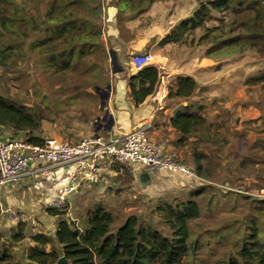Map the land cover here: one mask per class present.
Masks as SVG:
<instances>
[{
	"label": "rangeland",
	"instance_id": "obj_1",
	"mask_svg": "<svg viewBox=\"0 0 264 264\" xmlns=\"http://www.w3.org/2000/svg\"><path fill=\"white\" fill-rule=\"evenodd\" d=\"M160 1L162 0L156 2ZM201 1L206 0H168L159 3L152 11L134 19V24L147 27L165 21L179 23L192 16ZM107 2V0L105 3L102 2L99 13V21L105 32L108 27V15L105 11L109 3ZM18 8L30 12L36 18H42L47 2L0 0V19L4 21L5 17L15 18L13 9L19 10ZM127 18H129L127 15L123 18L122 25H125ZM7 22L11 23L13 28L0 27V46L20 45L22 52L0 65V95L25 104L41 115L43 118L41 126L34 133L43 138L55 131L72 136V131L88 123L92 130L95 129L97 119L104 115V111L100 109L101 99L96 89L104 90L106 86L105 80L111 69L108 57L98 51L90 58L79 60L71 72L53 74L43 66L44 58L39 52L30 51L31 43L43 36L42 28L33 31L15 20ZM245 23L249 28V16L245 14L213 13V19L206 25V29L195 31L193 35L187 36L184 43L165 52L174 57L173 65H181L183 72L186 70L184 67H191L196 57L204 56L209 49L216 50L219 57L215 59H232V71L227 73L232 76L229 80L231 82L225 83L227 91H224L229 94L227 100L222 105L209 100L206 106L211 110L208 115L216 127L220 124L214 117V111L221 107L220 111L223 112L221 131L217 134L215 126L213 127L218 137L211 129L213 137L210 140L205 138L204 134L194 147L191 145L183 151V158L176 155L190 166L188 159L192 161L194 151L202 153L206 158V165L211 168L209 182L205 180L195 182L183 178L182 175L174 176L173 173L162 172L163 179L167 183L172 182V186L153 187L155 195L149 190H144L148 186L140 188L135 183V173L114 164L113 167L120 174L115 181L120 182L107 193H102L99 188V185L105 183L102 177H99L97 182L90 183L93 187L89 189L85 188L86 185L81 186L77 192L70 195L71 203L58 210L63 213L61 217L83 229L87 213L100 204L112 215V232H116L130 217L137 216L143 223H150L163 233H169L161 220L159 207L193 198L198 201L201 214L199 218L189 223L190 251L182 264H228L230 259L243 261L239 251L244 236L249 233L251 226L256 225L261 230L264 227V42L260 49L245 48L229 57L221 56V52L216 48L218 46L213 45L219 43L221 39L229 38L230 35L248 31L249 29L242 26ZM207 29H211L209 32L211 36L201 42L200 38ZM231 29L235 31L230 33ZM103 40L106 44L107 41ZM93 64L95 66H92ZM212 75L206 73L203 79H212ZM244 77H249L247 89L243 85ZM202 89L204 92L210 91L206 86ZM242 118L244 122L239 128L238 120ZM0 132L7 133L6 138H26L25 133L13 134L8 127H0ZM100 179L102 183L99 182ZM181 180H185V183ZM200 187L205 188L203 195L193 196V191ZM4 189L13 190L9 186ZM33 192H37L36 189ZM31 193L28 190L26 194L30 196ZM1 196L5 194L2 193ZM49 207L45 202L41 210L26 221V237L30 242L38 231L48 232L47 226L51 227L54 224L47 212ZM0 209L2 212V199ZM39 213L47 215L46 219L39 217ZM55 225L57 226L56 222ZM33 227H38V231L33 230ZM21 257L23 256L18 251L15 258L23 264L25 259ZM97 261L99 263L98 259Z\"/></svg>",
	"mask_w": 264,
	"mask_h": 264
},
{
	"label": "trees",
	"instance_id": "obj_2",
	"mask_svg": "<svg viewBox=\"0 0 264 264\" xmlns=\"http://www.w3.org/2000/svg\"><path fill=\"white\" fill-rule=\"evenodd\" d=\"M45 1L47 8L42 18H36L26 10L13 9L15 18L5 17L4 21L0 19V27L13 28L7 20H15L33 31L42 28L43 36L31 43L30 51H38L44 58L43 66L53 74L71 72L79 60L90 58L98 51L108 57L103 28L99 21L103 0ZM156 1L110 0L108 4L119 8L120 19L124 12L141 13ZM225 12L248 15L249 28L246 23L242 26L249 30L214 43L213 46H218L216 48L221 56L229 57L245 48L255 49L263 44L264 0H206L200 2L192 16L174 26L161 40L160 45L184 43L187 36L207 28L206 25L213 19V13ZM233 31L235 30L231 29L230 33ZM209 32L211 29H207L200 38L201 42L211 36ZM213 40L215 41V37ZM21 52L20 45L0 46V65ZM205 56L219 57L215 49L206 51ZM159 80L160 71L152 65L132 75L129 83L137 102L142 103L151 95ZM196 90L197 82L192 76H179L177 87L170 94L184 99L192 97ZM203 110L202 105H196L194 110L192 105H187L175 113L172 124L181 135L178 145H186L192 135L206 127L208 121L200 114ZM42 120V116L33 108L0 95V127L10 128L13 134L23 132L30 142L39 144L44 139L35 136L34 132L40 128ZM203 158L202 153L195 152V171L199 177L207 179ZM204 191L205 188L200 187L192 195L200 197ZM47 210L51 216L60 217L56 232L54 235H33V245L23 257V264H59L62 257L67 261L64 264H182L190 251L189 223L201 214L198 201L191 198L159 207L161 220L169 233H163L150 223H143L137 216L130 217L116 232H112V215L100 204L87 213L83 229L61 217L63 213L58 209L49 207ZM26 227V222L20 223L8 231L7 240L0 237V264H21L16 260L13 249L27 238ZM239 253L243 261L230 259L228 264H264V227L263 230L256 225L250 227L249 233L243 238Z\"/></svg>",
	"mask_w": 264,
	"mask_h": 264
},
{
	"label": "crops",
	"instance_id": "obj_3",
	"mask_svg": "<svg viewBox=\"0 0 264 264\" xmlns=\"http://www.w3.org/2000/svg\"><path fill=\"white\" fill-rule=\"evenodd\" d=\"M107 1L109 2L110 0ZM167 1L168 0H162L159 3ZM103 2L105 3V0H103ZM159 3H153L151 7L149 6L141 13L126 11L124 14H122L120 19L118 7L107 4L105 8V11L108 15V27L106 29L107 32L103 31V39L107 41L105 45H107L106 50L108 53V64L109 68L111 69L107 75V79L105 80L106 86L104 90L109 86L111 87L110 97L106 104V110L109 111V120L112 119L113 122L104 123L103 128H101L99 132H97V125L96 128L92 130L90 128V123H88L87 125H83V127L79 128L78 130L72 131V136H67L65 133L63 135V132L61 131H55L52 135L44 138L41 135L34 133L35 136H38L42 139L54 138L65 140L64 138H66V140L76 143L83 138L91 137L97 133L101 135H109V133H124L144 125H150L149 133L151 137L155 140L166 141L167 150L182 158L184 157L183 151H186V148L191 145L194 147L197 141L200 140L204 134H206L205 138L209 140L213 137L211 129L213 130L215 125H213L212 122L214 121H212L211 117L208 115L209 111L211 110L206 106L209 100H212V103L214 102L218 105H222L227 100V95L229 94L224 91H227V84L225 83L229 82V80H231L230 78L232 77L230 74H227L229 71H232V59L229 58L218 60L215 59V57L209 58L205 55L197 56L191 67L186 68L182 66L184 69H186L184 72L183 68H180L181 65H173L174 57H171L170 54H166L165 52H167V50L171 51L173 48L177 47L178 44H167L162 46L160 45V42L178 23L165 21L151 24L147 27L134 24V19L142 17L144 14L152 11V9H154L155 6H158ZM126 15L129 18H127V20L125 19V25H122L123 18ZM144 52H150L153 55L154 60L150 65L159 69L160 80L155 91L142 103H139L131 93L129 79L132 75L136 74L137 71L132 69L130 58L133 54ZM111 56H115L118 68L120 69V71L117 73L113 71ZM206 73L213 74L211 76L212 79H203ZM179 76H192L196 80L197 90L192 97L183 99L170 94L171 91L176 89L177 79ZM248 80L249 77H244L243 79V85L246 87V89L249 87ZM230 82L228 84H230ZM205 86L208 87L207 90L210 91L204 92V89L202 88ZM187 105H192L193 110L196 109V105H202L204 110L200 112V114L207 119L208 124L202 130H200L201 132L198 131L192 135L186 145H178L177 142L181 135L173 126L172 118L179 109ZM218 109L219 110L214 111V117L218 120V124H220L217 125V127L215 126L217 134L221 131L220 126L223 122V112L220 111L221 107ZM224 112H226L225 109ZM238 122L240 126L239 128H241L244 122L243 118L239 119ZM242 129H244V127ZM213 132L215 136L218 137L215 133V130H213ZM6 134L7 133L0 132V138L7 139ZM194 154L195 151L193 155ZM203 159L204 170L206 171V175L208 177L207 179L202 177V179L209 182V170H211V168L206 165V158L204 157ZM188 160L191 164L190 166L196 169L194 158H192V161L190 158ZM36 168V164L31 165L30 174L24 178L19 186L13 187L7 185L0 187V199L3 201V208L9 207L23 212L27 216V220H30L31 217H33V214H37L38 211L41 210L42 204L45 202L46 204H49L55 199L58 190L62 186L69 184L70 176L75 169L74 166L54 167L44 169L39 173L34 172L33 169ZM140 169V167L137 168V171ZM97 172L98 180L99 177H102V179L105 180V183H102L101 179L99 181L102 183L99 185L100 191L102 193L109 192L113 186L120 182L115 181L120 176V174L118 170L113 167V165L108 163H99ZM163 175L164 173L162 172L151 175L152 184L148 185V187L144 190H149L151 194L156 195L155 189H153V187L158 188V185H163V187L172 186V182L169 181L167 183V181L163 179ZM172 175L179 176L180 174L173 173ZM135 178V183L138 184L136 173ZM181 181L185 183V180ZM85 185V188L88 189L93 187V185H90V183H84L82 186ZM8 186L13 190L4 189ZM34 189H36L37 192L34 193ZM28 190L32 192L30 196H27L26 194ZM2 193H4L5 196H1ZM69 203H71L70 199ZM40 214L41 213H39V215ZM46 216L47 215L42 214L39 217L45 220ZM49 216L54 224L51 227L47 226L48 232L44 233L54 235L57 227L55 222L58 223L59 218L53 217L51 215ZM16 226L17 225L8 221L5 215L1 213L0 237L3 240L8 239V231ZM38 229V227H33V230L38 231ZM38 232L42 233L41 231ZM28 242H30V239L26 238L23 242L17 244V246H15L13 249L14 254L16 255V253L20 251L23 257L24 254L26 256L28 248L33 245L32 241L30 244Z\"/></svg>",
	"mask_w": 264,
	"mask_h": 264
},
{
	"label": "built area",
	"instance_id": "obj_4",
	"mask_svg": "<svg viewBox=\"0 0 264 264\" xmlns=\"http://www.w3.org/2000/svg\"><path fill=\"white\" fill-rule=\"evenodd\" d=\"M153 60L150 52H144L133 54L130 63L132 69L139 71ZM149 129L150 125H144L124 133H97L76 143L47 138L36 144L27 138H0V187L19 186L33 164L37 165L34 172L39 173L48 168L74 166L69 184L62 186L49 203L51 208L59 210L69 204L70 195L84 183L97 182L99 163L117 164L132 173L140 167L151 175L169 172L204 181L195 169L167 150L166 141L153 139ZM1 213L15 225L27 221L23 212L13 208L2 209Z\"/></svg>",
	"mask_w": 264,
	"mask_h": 264
},
{
	"label": "water",
	"instance_id": "obj_5",
	"mask_svg": "<svg viewBox=\"0 0 264 264\" xmlns=\"http://www.w3.org/2000/svg\"><path fill=\"white\" fill-rule=\"evenodd\" d=\"M111 60H112V65H113V71L115 73H117L118 71H120V69L118 68V64H117V61L115 59V56H111ZM97 90V93L99 94L100 96V99H101V111H104V115L103 117H99L97 119V132L100 131L101 128H103V124L104 123H112L113 120L110 119L109 120V111L105 109L106 107V104H107V101L109 100V97H110V90H111V87L109 86L107 89L105 90H101L99 88L96 89ZM136 176H137V180H138V185L140 188H144L150 184H152V176L151 174L148 172L147 169L145 168H141L140 170H138L136 172ZM6 208L4 207L3 210H5ZM66 259L64 257H62L60 260H59V264H64L66 263Z\"/></svg>",
	"mask_w": 264,
	"mask_h": 264
}]
</instances>
